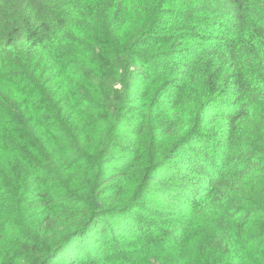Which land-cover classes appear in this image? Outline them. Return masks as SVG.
<instances>
[{
    "label": "clouds",
    "instance_id": "clouds-1",
    "mask_svg": "<svg viewBox=\"0 0 264 264\" xmlns=\"http://www.w3.org/2000/svg\"><path fill=\"white\" fill-rule=\"evenodd\" d=\"M0 264H264V0H0Z\"/></svg>",
    "mask_w": 264,
    "mask_h": 264
}]
</instances>
